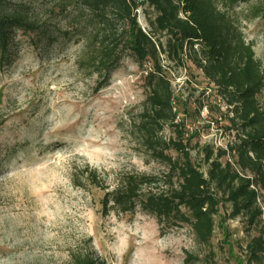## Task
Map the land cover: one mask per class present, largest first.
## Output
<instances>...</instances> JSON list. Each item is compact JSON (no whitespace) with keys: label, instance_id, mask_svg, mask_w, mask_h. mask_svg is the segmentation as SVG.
Masks as SVG:
<instances>
[{"label":"rangeland","instance_id":"obj_1","mask_svg":"<svg viewBox=\"0 0 264 264\" xmlns=\"http://www.w3.org/2000/svg\"><path fill=\"white\" fill-rule=\"evenodd\" d=\"M5 1L24 6L40 30H14L11 63L0 62V264H69L77 250H90L103 264H188V255L206 264L209 252L210 264H246L244 247L256 232L247 233L240 219H228V205L214 217L207 247L195 242L188 227L160 234L155 219L141 211L102 214L104 191L90 184V171L110 190L125 172L165 170L145 152L134 128L145 98L143 75L125 58L96 90V77L76 66L84 45L82 24L77 18L67 26L61 14L64 6L76 14L73 1ZM259 1L217 6L252 45L264 72V16H251ZM135 14L141 29L150 31L153 8L145 4ZM157 37L166 50L160 60L179 103V120L188 133L197 132L191 146L224 148L233 141L227 123L218 119L224 103L185 57L180 64L167 54L166 35ZM258 100L264 109V90ZM171 135L165 128L162 136Z\"/></svg>","mask_w":264,"mask_h":264},{"label":"trees","instance_id":"obj_2","mask_svg":"<svg viewBox=\"0 0 264 264\" xmlns=\"http://www.w3.org/2000/svg\"><path fill=\"white\" fill-rule=\"evenodd\" d=\"M69 1L77 12L68 14L62 7L63 20L70 26L79 18L82 24L84 45L76 61L78 70L95 76L99 90L123 59L132 60L143 75L145 94L134 128L145 152L165 166L160 175L125 172L110 190L98 183L94 170L90 171L86 177L90 184L104 191L102 214L133 215L141 211L155 219L160 234L188 227L195 242L207 247L214 217L228 205V219H240L247 233L256 232L244 247L246 264H264V109L258 100L264 90V72L252 45L243 40L217 6L232 8L238 1L249 0ZM145 4L155 12L154 19H148L150 31L141 29L135 14ZM251 16H264V0L252 8ZM14 30L34 32L40 27L24 6L0 0L3 66L11 63ZM163 34L167 36V54L180 64L185 57L224 103L226 111L218 119L233 133V141L224 148L191 146L197 132L188 133L179 120V103L160 60L166 50L157 35ZM206 109L213 112L211 104ZM165 128L171 136H162ZM195 149L196 155L203 156L205 171L192 153ZM226 156L230 158L224 159ZM212 256L209 252L208 260ZM198 260V256L186 257L188 264ZM208 260L206 264H210ZM69 264L103 262L90 250H77L71 253Z\"/></svg>","mask_w":264,"mask_h":264}]
</instances>
